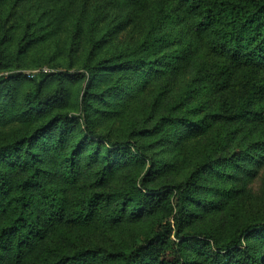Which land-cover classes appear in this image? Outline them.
Returning a JSON list of instances; mask_svg holds the SVG:
<instances>
[{"label":"rangeland","instance_id":"374dc122","mask_svg":"<svg viewBox=\"0 0 264 264\" xmlns=\"http://www.w3.org/2000/svg\"><path fill=\"white\" fill-rule=\"evenodd\" d=\"M163 1L170 3V0H0V75L23 71L50 74L86 72L98 62L120 55L127 60L143 58L139 51L140 41L151 29L150 18L155 9L157 14L159 6L166 5ZM171 1L176 5L175 0ZM159 27L156 26V36H167L166 31L171 29L169 26ZM123 58L120 60L124 61ZM151 58L155 59V55ZM222 62L223 58L211 54L202 45L195 53L187 54L175 73L154 77L146 85L130 84L124 91L122 84V88L110 93L104 102L92 99L95 110L90 112L89 120L96 132L109 135L113 141L137 140L142 146L149 147L150 155L174 164L175 167L165 171L154 186L187 178L200 162L213 153L211 162L217 170L205 174L204 185L208 190L212 188L206 198L219 207L196 210L199 215L191 218L190 223L196 232L212 229L220 240H227L243 223L264 219V156L253 162L256 154L250 151L252 144L264 139V120L232 122L241 100L254 87V72L234 68V76L227 87L218 94L207 96L209 101L205 109L194 108V113L187 115L192 121L206 115H217L214 120H208L202 131L178 126L169 129L164 138L129 137L137 136L136 132L143 129H152L162 117L171 114L180 96L196 80L198 72L208 70L213 74L212 83L223 88L215 74ZM94 82L98 84L97 80ZM10 84V92L0 95V147L41 129L56 112L79 118L76 123L67 125L66 133L70 138L64 146L50 141V147L44 149L46 155L41 163L48 171L42 181L63 198L66 216L78 209L80 200L97 193L127 189L143 176L147 165H120L107 173L106 181L101 185L98 181L104 162L90 157L97 140L89 136L86 149L75 157L76 167L73 172L68 171L71 168L67 156L71 146L86 135L79 107L81 97L92 88L88 83L80 78L52 75L44 82L42 93L53 94L54 101L44 104L39 112L29 114L30 117L25 116L22 109L28 110L25 99L33 84L25 79L12 80ZM96 89L100 90V87ZM201 101L200 97L188 103L186 111H177L176 115L184 116ZM262 107L264 102L254 105L257 110ZM53 133L54 130L45 131L41 137L44 140ZM21 149L19 154L24 152V148ZM11 172L12 183L19 186L32 170L26 166ZM229 188L234 192L227 198L223 190ZM30 193L36 199L35 203H39L38 190ZM18 194L15 190L11 196ZM116 206L117 203L105 205L85 226L72 224L67 218H40L44 237L35 242L37 245L31 257L45 255L56 260L77 247H93L103 250V253L96 255L91 264H109L103 260L104 252L119 251L150 232L156 220L169 213L161 208L160 214L153 217H134L127 213L121 222H114L107 213ZM35 210L40 216L44 215L43 205L38 207L36 204ZM10 216L0 213V227ZM249 242L264 252L261 238H251ZM28 251V248L24 250L23 258Z\"/></svg>","mask_w":264,"mask_h":264},{"label":"trees","instance_id":"16d2710c","mask_svg":"<svg viewBox=\"0 0 264 264\" xmlns=\"http://www.w3.org/2000/svg\"><path fill=\"white\" fill-rule=\"evenodd\" d=\"M175 2L176 5H172L171 0L170 3L163 1L166 5H160L157 14L156 9L153 12L150 18L151 29L140 41L139 51L143 53V58L140 56L138 59L127 60L120 55L98 62L86 69V72L50 74L44 71H23L0 75V95L10 92L12 80L25 79L33 84V89L25 99L28 110L22 109L27 117L32 112H39L44 104L54 101L53 94L42 93L44 82L52 75L80 78L92 87L80 99V120L86 135L78 143L72 144L67 156L71 168L68 171L73 172L76 167L75 157L86 149L87 136L97 140L90 157L95 161L102 159L104 162L98 181L101 185L105 183L107 173L115 167L130 163L145 167L147 165L143 176L127 189L90 195L80 200L74 213L66 216L63 198L56 191L47 188L42 181L47 177L48 171L41 163L46 155L44 149L46 146L50 147V141L64 146L70 138L66 133L67 125L76 123L79 118L56 112L41 129L14 143L1 146L0 213L11 216L0 227V264H91L103 250L77 247L70 254L62 255L56 260H50L45 255L32 258L31 253L37 245L35 242L44 237L40 220L46 217L50 220L67 218L72 224L85 226L96 218L105 205L114 203L117 206L107 213V217L114 222H121L127 213L134 217H153L160 214V208L169 213L156 220L152 230L134 242L119 251L104 252L103 260L109 264H264V252L249 242L251 238L259 237L264 243V219L243 223L227 240H220L212 229L206 232L193 230L190 222L191 218L199 215L196 210H206L209 206L215 209L219 207L217 203L206 198L212 188L208 190L204 185L205 174L210 170H217L211 162L213 153L200 162L187 178L154 186V182L162 179L160 176L165 175V171L175 167L174 164L170 160L164 162L150 155L149 147L142 146L137 140L113 141L109 135L96 132L89 120L90 112L95 110L92 99L104 102L110 93L120 90L122 84L124 91L130 84L146 85L154 77L175 73L187 54L195 53L202 45L211 54L223 58L215 72L223 88L212 83L213 74L208 70L198 72L196 80L180 96L181 99L171 114L162 117L152 129H143L136 132L137 136L129 137L164 138L169 129L178 126L202 131L208 120H214L217 115H206L197 121H192L187 115L194 113V108L205 109L209 101L207 96L218 94L227 87L234 76V68L251 69L256 76L254 87L241 100L232 116V122L264 120V107L254 109L256 103L259 106L260 102H264V0ZM157 25L159 28L171 27L170 31H166L167 36H156ZM157 53L159 57L156 58ZM153 54L155 59L151 58ZM96 80L97 85L94 82ZM200 97L203 101L197 103L184 116L176 115L177 111H186V105ZM52 130V136L43 140L42 134ZM22 147L24 152L19 154ZM250 151L256 154L253 162L260 161L264 156V139L252 144ZM26 166L32 170L31 175L19 186H14L11 170ZM15 190L19 194L12 197ZM35 190L39 192V203H35L36 199L30 193ZM233 192L229 188L223 190V195L230 198ZM36 204L38 207L39 204L43 205V216L35 210ZM26 248L29 251L23 258Z\"/></svg>","mask_w":264,"mask_h":264}]
</instances>
